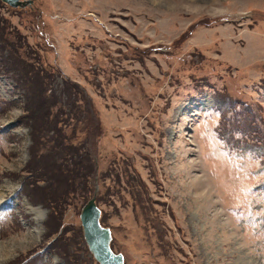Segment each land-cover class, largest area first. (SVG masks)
<instances>
[{"label": "rangeland", "instance_id": "rangeland-1", "mask_svg": "<svg viewBox=\"0 0 264 264\" xmlns=\"http://www.w3.org/2000/svg\"><path fill=\"white\" fill-rule=\"evenodd\" d=\"M31 67L94 169L84 196L57 175L52 209ZM93 197L125 264H264V0L0 1V264H98Z\"/></svg>", "mask_w": 264, "mask_h": 264}, {"label": "trees", "instance_id": "trees-1", "mask_svg": "<svg viewBox=\"0 0 264 264\" xmlns=\"http://www.w3.org/2000/svg\"><path fill=\"white\" fill-rule=\"evenodd\" d=\"M30 69L33 68L31 67L28 69V72H26L27 74L26 76H28V79L33 82V90H35V92L31 96L32 98L34 96V100L32 99L33 101L29 100L28 102V108L26 109L27 117H24L27 119V121L23 119V123L26 126L30 125V137L33 146L40 145L41 140L44 139L48 140V142L51 143L45 155L40 156L39 159L40 162H38V164L36 165L35 163L37 161L34 162L33 165L31 164L30 172L31 173L40 172L41 177H43V179L45 180V183H47L49 180V184L48 186L45 187V190L48 196L47 202H49L50 205L46 203L44 204L45 207H47L46 205H49V207L52 209L55 203L60 198L59 194L61 195L64 194L62 193L61 188L58 191V188L55 186L57 180L56 182L54 180L56 179L57 175L63 174L64 177H66V179H69L68 181L64 180L65 181L64 184L71 185L72 189L75 188L74 185L80 186V188L82 187V190H80L81 192L80 194L81 196H84L85 195L84 193L87 190V187L85 185L86 179L89 178V176L92 174L94 169H90V167L89 169H85L86 166H84V163L85 160L87 161V159L83 156L82 153H80L79 148H73L70 145L69 142H71V139L70 138L68 139V137L64 136L65 134L63 131L64 130L63 126H65L64 121L63 119L60 120V122L57 121V118L63 113V108L60 107L58 112L52 113L51 110L54 106L51 104L52 107H50V105H48L47 102L48 101L51 102L53 100V97H50L49 100L47 97L45 98V95L49 93V88L47 86L48 83H46L45 78L40 77V75H35L36 74L35 72L32 75L31 73L32 70L29 71ZM48 77L49 76L46 75L47 79ZM44 84H45V88L40 89L39 87ZM64 87H66V84ZM47 105L48 107H45ZM45 113H48L50 115L53 114L54 118L51 121H48V118L44 116ZM87 122L89 125L91 123L93 124V125L91 124L92 127L89 126L92 129L91 130H89L90 128L88 129V137L93 141V137L95 135L98 136L100 134L99 122L95 118L91 119L90 121L88 119ZM52 123L54 124L51 125ZM57 154H61L60 160L62 161V165L60 163H57L56 160ZM87 155L89 156V152ZM46 156L48 157L42 160ZM33 157H35L34 154ZM41 161L43 162L42 164ZM35 182L36 181H34V179L33 180L25 179L24 184L26 185L27 190L29 188H33L39 191V187H36L34 184ZM76 190L77 189L75 188L74 191Z\"/></svg>", "mask_w": 264, "mask_h": 264}, {"label": "water", "instance_id": "water-1", "mask_svg": "<svg viewBox=\"0 0 264 264\" xmlns=\"http://www.w3.org/2000/svg\"><path fill=\"white\" fill-rule=\"evenodd\" d=\"M12 8H24L33 3V0H1ZM100 209L91 198L82 208L80 222L84 241L89 252L98 264H124L123 256L114 253L110 248L111 232L103 227L100 222Z\"/></svg>", "mask_w": 264, "mask_h": 264}]
</instances>
